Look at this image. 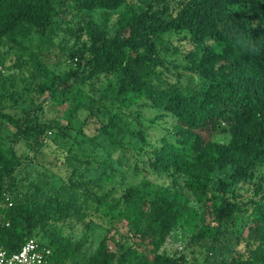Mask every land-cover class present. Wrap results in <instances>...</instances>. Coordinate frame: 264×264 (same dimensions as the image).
I'll list each match as a JSON object with an SVG mask.
<instances>
[{
  "label": "trees",
  "instance_id": "16d2710c",
  "mask_svg": "<svg viewBox=\"0 0 264 264\" xmlns=\"http://www.w3.org/2000/svg\"><path fill=\"white\" fill-rule=\"evenodd\" d=\"M157 2L160 7L146 3L142 10L127 0H0V38L17 42L35 33L47 39L56 33V18L65 7L85 12L119 10L112 35L105 28L108 16L104 27L88 26L89 45L70 54L75 67L63 75H50L40 62L35 63L43 78L35 89L50 96L59 87L72 93L78 84L117 74L108 84L113 82L117 88L114 98L121 106H146L175 121L159 145H150L141 129L132 132L142 143L134 153V170L182 180L198 203H210L215 224L201 226L194 235L210 241L208 251L228 250L221 236L229 226L234 229L241 218L246 222L244 240L255 245L246 258L235 252L219 263L206 260L201 264H264V182L258 184L255 197L245 202L232 189L250 178L257 165L264 167V0H177L174 12L170 0ZM171 31L181 33V40L190 45L185 63L175 65L188 75L184 85L163 78L160 70L165 60L157 42ZM92 104V100L74 98L70 113L77 114ZM106 113L107 122L100 125V131L128 132L120 114ZM0 117L13 126V143L27 132L43 133L48 128L69 134L65 128L70 125L55 120L48 124L34 120L22 127L7 113ZM220 131L229 134L227 142L213 139ZM21 164L12 145L0 151V247L10 255L33 238L50 250L49 264H64L82 244L73 243L63 231V223L76 207L31 182L23 192ZM216 175H221L217 182ZM66 182L73 190L93 187L74 170ZM6 193L12 197L8 199ZM212 197L218 203L211 201ZM121 198V215L138 240L119 242L105 236L85 264H187L184 255L161 250L177 221L189 222L188 216L195 217L187 194L174 185L156 190L129 187ZM235 239L239 242L241 237L235 235ZM141 247L145 250H139Z\"/></svg>",
  "mask_w": 264,
  "mask_h": 264
},
{
  "label": "rangeland",
  "instance_id": "374dc122",
  "mask_svg": "<svg viewBox=\"0 0 264 264\" xmlns=\"http://www.w3.org/2000/svg\"><path fill=\"white\" fill-rule=\"evenodd\" d=\"M127 1L142 10L147 8L146 3L160 7L157 0ZM169 4L174 12L177 0H170ZM106 16L109 19L105 28L112 35L119 10L111 13L102 10L85 12L65 7L56 18V33L47 39H41L35 33L26 39L19 38L17 42L6 37L0 38V113L15 117L22 127L34 120L41 124L55 120L62 126L70 125L65 128L68 135L48 128L43 133L27 132L13 143L14 128L0 117V151L12 145L16 154L21 157L19 171L20 177H23V192L27 190V183L31 182L41 191L59 194L76 207L72 216L63 223V231L73 243L82 244L78 252L66 259L64 264H85L87 256L95 251L105 236L113 237L119 242L125 239L138 240L121 215L124 209L121 196L129 187L156 190L163 185H174L176 189L185 192L195 217L191 219L188 216L189 222L177 221L161 250L168 254L184 255L187 264H201L206 260L219 263L235 252L246 258L255 245L247 244L244 240L247 225L243 218L234 229L231 230L232 227L229 226V231L221 236L223 242H227L228 250L208 251L210 241L194 235L198 234L201 226L215 224L210 203H198L182 180L173 181L165 174H143L134 170V153L142 143L132 132L141 129L150 145H159L167 130L175 123L171 116L146 106H121L114 98L117 88L113 82L108 84L109 80L117 79V74H103L84 84H78L74 86L72 93L68 88L59 87L54 96H50L47 92L40 93L35 89L43 78L34 64L40 62L50 75H63L74 68L75 60L70 58V54L89 45L88 26L104 27ZM181 35L168 32L157 42V47L165 60V65L160 68L163 78L172 82L179 81L184 85L189 81L188 75L180 66L175 65L185 63L184 54L190 45L181 40ZM210 44L215 45L213 42ZM74 98H81L84 102L92 100L93 104L88 109H80L77 114L70 113ZM106 110L120 114L121 124L128 132L121 129L110 134L100 131V125L107 122ZM134 113H138L140 117ZM213 139L227 142L229 134L220 131L213 135ZM72 170L90 180L92 189H71L66 179ZM220 176L216 175L214 181L217 182ZM262 182L264 167L257 165L250 178L236 183L232 189L239 195L238 199L245 202L255 197L257 186ZM214 193L218 191L215 190ZM6 196L8 199L12 197L7 193ZM211 201L218 203L213 197ZM235 235L241 237L239 242ZM109 246L116 249L112 240H109ZM139 250L145 248L141 247Z\"/></svg>",
  "mask_w": 264,
  "mask_h": 264
},
{
  "label": "built area",
  "instance_id": "2783aa9c",
  "mask_svg": "<svg viewBox=\"0 0 264 264\" xmlns=\"http://www.w3.org/2000/svg\"><path fill=\"white\" fill-rule=\"evenodd\" d=\"M49 255L47 247L30 238L10 255L0 247V264H49Z\"/></svg>",
  "mask_w": 264,
  "mask_h": 264
}]
</instances>
